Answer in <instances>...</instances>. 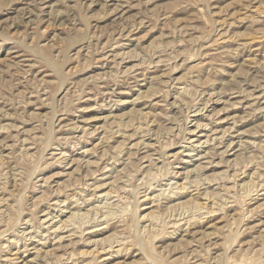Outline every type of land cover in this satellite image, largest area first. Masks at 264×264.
Returning a JSON list of instances; mask_svg holds the SVG:
<instances>
[{
  "label": "rangeland",
  "instance_id": "rangeland-1",
  "mask_svg": "<svg viewBox=\"0 0 264 264\" xmlns=\"http://www.w3.org/2000/svg\"><path fill=\"white\" fill-rule=\"evenodd\" d=\"M0 264H264V0H0Z\"/></svg>",
  "mask_w": 264,
  "mask_h": 264
},
{
  "label": "bare ground",
  "instance_id": "bare-ground-1",
  "mask_svg": "<svg viewBox=\"0 0 264 264\" xmlns=\"http://www.w3.org/2000/svg\"><path fill=\"white\" fill-rule=\"evenodd\" d=\"M37 53V52H36ZM57 68V67H56ZM150 121V120H149ZM118 126V125H117ZM124 126V125H123ZM146 126V125H145ZM125 127V126H124ZM124 127H122V128H124ZM117 128V127H116ZM121 128V129H122ZM119 129V128H118ZM118 131V130H117ZM117 133V132H116ZM119 133V132H118ZM126 133V132H125ZM123 135V134H122ZM107 136V135H106ZM125 137V136H124ZM102 140V139H101ZM102 142V141H101ZM116 151V150H115ZM118 151V150H117ZM105 154V153H104ZM251 177V176H250ZM253 177V176H252ZM185 187V186H184ZM181 188H182V186H181ZM189 188V187H188ZM175 192V191H174ZM191 192V191H190ZM177 194V193H176ZM199 195V194H198ZM74 196V195H73ZM206 196V195H205ZM218 196V195H217ZM222 197V196H221ZM157 198H159V197H157ZM195 198V197H194ZM21 200V199H20ZM207 201V200H206ZM200 202V201H199ZM221 202H223V201H221ZM198 203V202H197ZM217 203V202H216ZM160 204V203H159ZM178 204V203H177ZM201 204H203L202 203V201H201ZM135 205V204H134ZM199 206H200V203L198 204ZM195 206V205H194ZM193 206V207H194ZM196 206H197V204H196ZM200 207H203V205H201ZM196 209H197V207H196ZM200 210H201V208H200ZM168 211V210H167ZM190 211V210H189ZM193 211V210H192ZM109 212V211H108ZM136 212V211H135ZM79 213V212H78ZM105 214V213H104ZM135 215L137 214V213H134ZM193 214V213H192ZM138 215V214H137ZM136 215V216H137ZM141 215V214H140ZM115 218V217H114ZM168 219V218H167ZM133 220V219H132ZM167 221V220H166ZM171 222V221H170ZM137 223V222H136ZM150 223V222H149ZM152 228V227H151ZM154 228V227H153ZM142 229V228H141ZM150 230V229H149ZM67 232V231H66ZM138 232V231H137ZM136 232V233H137ZM139 236V235H138ZM139 241V240H138Z\"/></svg>",
  "mask_w": 264,
  "mask_h": 264
}]
</instances>
